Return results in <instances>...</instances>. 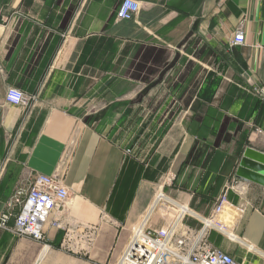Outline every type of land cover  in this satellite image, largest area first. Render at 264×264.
<instances>
[{
    "label": "crops",
    "instance_id": "1",
    "mask_svg": "<svg viewBox=\"0 0 264 264\" xmlns=\"http://www.w3.org/2000/svg\"><path fill=\"white\" fill-rule=\"evenodd\" d=\"M135 1L121 20L122 0H0V221L19 186L60 173L70 199L52 219L95 229L74 252L63 228L38 242L0 226V264H117L159 192L206 217L233 179L248 186L227 194L246 204L237 239L210 241L264 264V178L237 173L246 149L264 155V0Z\"/></svg>",
    "mask_w": 264,
    "mask_h": 264
},
{
    "label": "built area",
    "instance_id": "2",
    "mask_svg": "<svg viewBox=\"0 0 264 264\" xmlns=\"http://www.w3.org/2000/svg\"><path fill=\"white\" fill-rule=\"evenodd\" d=\"M140 4L135 0H122L117 11L121 20L132 19L139 11ZM245 40L243 22L234 34L232 44H243ZM33 97L21 90L11 88L6 93L7 102L28 106ZM246 181L233 179L206 217H198L186 204L169 199L159 192L152 206L135 226L129 242L117 264H245L233 255L210 241L212 231L224 234L230 240H236L234 225L246 211V204L238 207L229 206L227 194L234 190L243 199L247 193ZM70 199V190L63 183L60 173L52 175L36 174L30 183L19 186L9 203V207L20 208L12 226H9L11 214L1 216L0 226L9 229L17 237L34 241L45 240V229L48 224L63 228L65 237L61 247L65 251H82L81 243L90 244L95 229L87 228L82 234L63 226L60 219L52 216L64 212ZM166 210V223L161 227L153 224L155 211ZM187 218H196L200 226L193 227ZM234 236L235 238H232Z\"/></svg>",
    "mask_w": 264,
    "mask_h": 264
},
{
    "label": "water",
    "instance_id": "3",
    "mask_svg": "<svg viewBox=\"0 0 264 264\" xmlns=\"http://www.w3.org/2000/svg\"><path fill=\"white\" fill-rule=\"evenodd\" d=\"M264 155L252 148L246 149L238 168L239 178H246L256 182L264 178Z\"/></svg>",
    "mask_w": 264,
    "mask_h": 264
}]
</instances>
